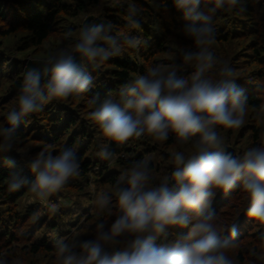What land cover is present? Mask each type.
<instances>
[{
  "label": "clouds",
  "instance_id": "clouds-1",
  "mask_svg": "<svg viewBox=\"0 0 264 264\" xmlns=\"http://www.w3.org/2000/svg\"><path fill=\"white\" fill-rule=\"evenodd\" d=\"M244 3L172 0L182 14V32L194 46L181 49L182 65L148 68L146 74L121 86L119 101L110 96L101 98L98 93L92 98L95 108L89 119L108 144L121 148L144 136L165 142L171 134L178 145L191 143L192 152H173L174 168L159 183H154L149 159L132 161L112 190L100 192L95 201L101 210L115 207V219L111 223L99 220L92 239H57L58 264H236L227 250L239 236L238 224L233 223L226 230L228 235H223L212 208L218 192L227 194L236 188L245 193L246 215L264 237V140L235 155L224 148L219 131L243 126L249 102L245 90L232 78L233 70L228 65L218 67L213 51L214 15L219 9L239 8L242 13ZM136 13L130 5L129 20L139 28ZM111 33L110 22L85 21L71 50L61 48L37 62L38 66L26 69L17 106L7 114L8 126L0 128V152L12 150L23 118L42 111L53 100H67L90 90L94 78L77 57L96 68L118 56L121 44ZM71 37L69 30L65 38ZM123 40L133 48L141 43L136 37L125 36ZM183 65L194 68L189 77L178 74ZM214 68H218L216 79L211 75ZM257 115L264 117V103ZM99 155L112 160L116 153L105 146ZM6 164L11 169L9 191L27 185L33 199L41 202L80 175L76 154L70 148L56 155L47 149L39 152L27 165L31 181L15 159ZM170 228L188 231L169 239ZM258 259L264 261V252ZM0 264L8 262L0 258Z\"/></svg>",
  "mask_w": 264,
  "mask_h": 264
},
{
  "label": "trees",
  "instance_id": "trees-1",
  "mask_svg": "<svg viewBox=\"0 0 264 264\" xmlns=\"http://www.w3.org/2000/svg\"><path fill=\"white\" fill-rule=\"evenodd\" d=\"M130 5L137 9L134 19L139 21V28L129 20ZM243 6L242 13L239 8L219 9L213 21L218 67L228 65L233 70L232 78L245 90L249 102L243 126L219 129L224 148L235 155L264 140V117L257 115L259 105L264 103V0H245ZM90 15L94 16L90 24H112L111 34L119 39L121 53L96 68L84 61L83 67L94 78L90 90L67 100H53L42 111L23 118L12 150L0 152V258L8 264H58L57 239H92L99 220L111 223L115 219V207L101 210L95 201L100 192L112 190L132 161L149 159L154 183H159L174 168L173 152H192L191 143L178 145L171 134L165 142L144 136L117 148L101 138L89 119L95 108L91 100L97 93L101 98L110 96L119 101L121 86L146 74L148 68L182 65L181 49L194 46L182 32V14L172 0H0V128L8 126L7 114L17 106L25 58L46 59L61 48L71 50L77 39L73 33ZM69 30L72 37L66 39ZM125 36L136 37L141 43L130 47L124 43ZM193 71V67L183 65L178 74L189 77ZM217 72L218 68L211 71L214 79ZM105 146L116 153L112 160L100 157ZM64 148L76 154L80 175L50 196L46 204H25V199L32 196L27 185L9 191L11 169L7 160L15 159L31 181L28 162L45 149L56 155ZM212 208L223 235H228L226 230L233 223L238 224L239 236L234 247L227 250L236 264H264L258 259L264 252V237L246 215L245 193L240 188L227 194L218 192ZM187 231L170 228L169 239Z\"/></svg>",
  "mask_w": 264,
  "mask_h": 264
},
{
  "label": "water",
  "instance_id": "water-1",
  "mask_svg": "<svg viewBox=\"0 0 264 264\" xmlns=\"http://www.w3.org/2000/svg\"><path fill=\"white\" fill-rule=\"evenodd\" d=\"M93 15H90V16H88V17H86L84 20H83V22L81 23V25L85 22V21H87L88 23H90L91 22V20L93 19ZM80 25V26H81ZM77 60H78V62L83 66V62L84 61H86V60H81L79 57H77ZM42 61H45V60H38V59H27V60H25L24 61V73H25V71H26V69L27 68H29V67H36V66H38V64H37V62H42Z\"/></svg>",
  "mask_w": 264,
  "mask_h": 264
},
{
  "label": "rangeland",
  "instance_id": "rangeland-1",
  "mask_svg": "<svg viewBox=\"0 0 264 264\" xmlns=\"http://www.w3.org/2000/svg\"><path fill=\"white\" fill-rule=\"evenodd\" d=\"M78 24H79V22H74V25H78ZM78 33H79V31H76L75 33H73V34H74L73 36L78 37ZM74 42H75V41H74ZM70 45H71V44H70ZM73 45H74V44H72V46H70V47L72 48ZM25 59L27 60V59H38V58H35V57H32L31 55H29V56H27ZM46 59H47V58H46ZM46 59L41 58V59H38V60H46ZM156 160L159 161L160 159H159V158H156ZM38 202H39V203H44V204L47 203V201H46V202H41V201H39V200H34V199H33V196L28 197V198L25 199V204H27V205H30V204H32V203H38Z\"/></svg>",
  "mask_w": 264,
  "mask_h": 264
}]
</instances>
